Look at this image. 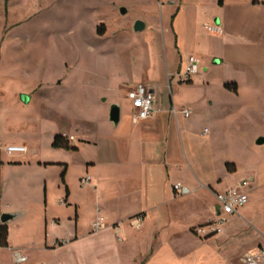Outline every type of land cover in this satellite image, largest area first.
Instances as JSON below:
<instances>
[{"label":"crops","instance_id":"1","mask_svg":"<svg viewBox=\"0 0 264 264\" xmlns=\"http://www.w3.org/2000/svg\"><path fill=\"white\" fill-rule=\"evenodd\" d=\"M187 6L172 15L177 28L174 71L165 66L160 41L162 76L150 69L153 64L134 84L126 82L127 98L110 103L120 107L118 124L108 106L101 119L88 117L59 129L55 136H73L69 142L76 149L54 147L62 156L58 159L35 161L26 142L11 143L28 151L15 153L20 156L8 163L57 165L63 167L58 170L64 169L65 180L61 178L56 207L47 182L32 181L28 183H35L40 195L29 194L11 201L8 209L0 208V225L5 224L4 213L16 214L6 223L8 246L0 244V264H246L245 255L264 246V158L243 169L231 156L232 143L221 124L229 123L235 111L218 98L221 91L239 99L244 90L251 99L264 98V0H218L209 11L200 7L193 16L197 27L180 31ZM139 20L146 22L144 30L151 24L149 18ZM199 24H218L223 33L200 35ZM192 55L200 60L201 71L185 81L181 75ZM220 62L222 80L204 84ZM164 78L177 82L163 86ZM140 83L155 92V112L135 121L129 92ZM260 138L261 133L254 137L250 150L264 146L258 144ZM66 156L79 167L76 183L68 178ZM5 163L1 160L2 168ZM178 182L189 189L187 194L175 190ZM232 188L247 193L249 201L238 213L225 214L216 193ZM8 190L7 184L1 186L0 198ZM137 216L144 218L140 229L132 225ZM221 217L226 221L219 224ZM18 218L22 222L14 224ZM97 220L105 224L98 231ZM183 220L190 223L180 233ZM202 226L206 232L200 237L194 230ZM109 232L121 235L120 241L110 242ZM17 251L27 260L18 262Z\"/></svg>","mask_w":264,"mask_h":264},{"label":"rangeland","instance_id":"2","mask_svg":"<svg viewBox=\"0 0 264 264\" xmlns=\"http://www.w3.org/2000/svg\"><path fill=\"white\" fill-rule=\"evenodd\" d=\"M215 4L218 0H0V196L1 186H9L8 194L0 198V208L8 209L11 201L26 195L41 194L35 183L28 182H47L55 207L62 191L64 169H58L63 167L8 163L20 156L7 152L11 143L26 142L35 161L62 157L53 146L59 129L88 117L101 119L113 99L127 98L126 82L134 84L147 66L154 64L150 69L158 78L162 76L160 41L165 66L174 71L177 28L172 15L188 5L178 28L192 29L198 25L193 16L197 17L200 7L209 11ZM146 18L150 26L136 32V21ZM206 25L199 24L200 35L214 34ZM216 64L204 84L222 80V63ZM176 82L164 78L162 85ZM23 95L30 96L29 103ZM218 98L235 111L229 123L221 124L232 143L231 156L243 169L259 163L264 146L250 150L249 145L257 134L264 135V98L251 99L247 90L239 99L221 91ZM66 157L71 165L68 178L76 183L79 167L73 157ZM1 160L6 161L4 168ZM189 223L183 220L179 232ZM106 235L110 242L120 241L119 234Z\"/></svg>","mask_w":264,"mask_h":264},{"label":"built area","instance_id":"3","mask_svg":"<svg viewBox=\"0 0 264 264\" xmlns=\"http://www.w3.org/2000/svg\"><path fill=\"white\" fill-rule=\"evenodd\" d=\"M207 29L214 34H222L223 29L218 24L207 25ZM201 71V62L196 56H190L187 61L186 69L181 75V78L185 81L191 80L195 75L200 73ZM129 97L132 100L135 113L134 120L140 121L145 120L154 115L155 112V100L156 95L155 92L146 84L140 83L135 86L129 92ZM184 113L189 116L191 114L190 110H184ZM70 141L74 140V137L71 136L69 138ZM28 151L27 146L23 145H10L7 147V152L9 154L15 153H25ZM90 178H86L85 181H89ZM175 190L181 194H187L189 189L184 186L181 182H178L174 185ZM217 199L221 206V211L225 214H235L238 213L241 208L246 206L249 201V196L247 193L243 192L238 188H232L225 192L216 193ZM226 218L221 217L217 222L224 223ZM104 222L102 220H97L94 223L95 230H101L104 228ZM132 225L136 229H140L144 225V218L142 216H137L132 219ZM197 233L203 236L206 232V227H198ZM220 231V229L218 230ZM15 258L18 262H24L27 260V257L21 254V252L17 251L15 253ZM246 264H264V246L257 248L254 251L249 252L245 255Z\"/></svg>","mask_w":264,"mask_h":264},{"label":"water","instance_id":"4","mask_svg":"<svg viewBox=\"0 0 264 264\" xmlns=\"http://www.w3.org/2000/svg\"><path fill=\"white\" fill-rule=\"evenodd\" d=\"M123 13L127 12V9L123 8L122 9ZM146 28V22L143 20H137L135 23V30L136 32H141ZM23 100L26 103L30 102V96L28 95H23ZM111 120L115 123L118 124L120 121V107L118 105H113L111 108V114H110ZM258 144H264V138H260L258 140ZM16 214L13 213H4L2 215V222L3 223H8L11 219L15 217Z\"/></svg>","mask_w":264,"mask_h":264},{"label":"trees","instance_id":"5","mask_svg":"<svg viewBox=\"0 0 264 264\" xmlns=\"http://www.w3.org/2000/svg\"><path fill=\"white\" fill-rule=\"evenodd\" d=\"M223 2L224 0H219L220 4H223ZM227 87L229 88L231 87V85L228 84ZM53 146L56 148H65V149H70V150L76 149L70 144L69 139L63 135H57L55 137ZM230 167H231L230 164H228V168ZM62 179L63 181L65 180V171L62 173ZM0 244L2 246H8V226L6 224L0 225Z\"/></svg>","mask_w":264,"mask_h":264}]
</instances>
